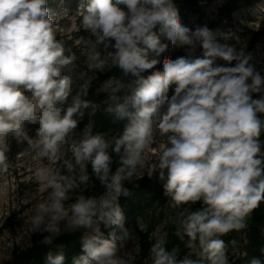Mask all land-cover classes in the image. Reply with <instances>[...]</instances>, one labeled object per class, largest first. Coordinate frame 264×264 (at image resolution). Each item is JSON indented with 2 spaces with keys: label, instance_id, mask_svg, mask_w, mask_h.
Masks as SVG:
<instances>
[{
  "label": "clouds",
  "instance_id": "obj_1",
  "mask_svg": "<svg viewBox=\"0 0 264 264\" xmlns=\"http://www.w3.org/2000/svg\"><path fill=\"white\" fill-rule=\"evenodd\" d=\"M47 4L48 0H0V175L9 171L13 140L27 141L39 157L52 163L61 161L62 148L83 118L81 109L96 110L85 99L91 81L77 85L75 53L56 38ZM79 15L83 30L95 37L94 43L80 38L91 48L87 70L104 71L110 58L123 76L133 78L127 83L110 78L104 85V112L113 123H127L120 135L106 139L105 133L93 134L89 121L82 138L70 145L72 159H63L69 173L76 166L84 173L85 162L91 163L107 189L98 199L80 196L66 207V192L73 181L48 167L35 169L44 189L52 191L35 206L32 227L39 230L43 225L52 235L60 234L61 222L71 230L92 229L94 234L82 238L84 254L73 264H126L117 257L114 233L105 239L97 221L105 227H123L118 198L129 192L122 181L130 180L138 167H147L149 178L157 174L163 182L164 195L173 207L202 202L199 210L181 221L187 247L195 248L198 242L210 264H228L220 237L244 229L246 218L264 202V153L259 139L264 119L258 115L264 114V77L249 63L251 55L218 42L207 27L192 31L184 26L173 0H89ZM230 35L223 34V39ZM162 36L174 49L200 42L202 56L161 60L169 48ZM97 45L114 51L101 58ZM158 64L162 70L156 68ZM148 71L151 74L141 75ZM253 93L260 98L254 99ZM69 97L72 103L65 108ZM36 124L34 141L26 126ZM154 132L166 137L159 149L151 148ZM110 146L119 156V167L109 180ZM148 149L157 156L156 162H147ZM80 179L88 177L82 174ZM42 242L51 244L52 236ZM164 243L161 238L152 245L151 264H196L188 258L178 261L177 249L169 252ZM46 259L48 264H64L65 256L49 252ZM250 264L261 260L253 258Z\"/></svg>",
  "mask_w": 264,
  "mask_h": 264
},
{
  "label": "rangeland",
  "instance_id": "obj_2",
  "mask_svg": "<svg viewBox=\"0 0 264 264\" xmlns=\"http://www.w3.org/2000/svg\"><path fill=\"white\" fill-rule=\"evenodd\" d=\"M55 8L49 13V16L53 19V26L56 31V38L65 42V47L71 48L75 53L76 60L74 61L75 71L73 73L76 78L77 85L82 84L84 81L97 82L98 90L104 91V85L109 80H100V75L104 74L114 65L111 59H108L107 66L104 71H88L86 65L87 56L91 50L90 46H86L81 37L91 39L95 42V37H90V34L83 30L80 20L79 12L83 10V6L87 5L89 0H81L76 2L75 0H54ZM226 0H211V4L206 9V15L204 22L210 24L211 22H219L218 9ZM123 8V5H121ZM197 18L193 17L188 22V27L195 31ZM183 24V22L181 21ZM264 32V0L259 4L242 8L237 11L231 22L218 23L216 30L212 33L215 40L220 43H228L234 46L237 51H243L246 53L252 36L256 32ZM223 34H231L230 38L225 41ZM162 42L169 43L168 50L162 54L161 60L164 57L172 56L175 51L180 48L174 49L170 42L163 36ZM114 44V41H112ZM187 48L188 58L192 59L197 56H202V48L200 42H196L195 47L183 46ZM181 47V48H183ZM97 51H100L101 58L107 56L108 52L114 51L109 47L105 49L103 45H97ZM69 53L66 51L65 55ZM224 63L223 61H218ZM235 64V61H233ZM256 71L264 77V36L258 42L256 49L251 57V62ZM162 64L156 66L159 67ZM64 74V73H62ZM174 87V86H173ZM30 95V93H26ZM169 95H171V90ZM253 98H260L259 93H253ZM28 135L35 141L37 137V129L39 125H27ZM76 143L73 140L72 135L69 136V142L62 148L64 156L61 161L52 163L47 158H41L37 155V149L28 145L27 141L17 144L14 140L11 141V161L8 173L0 175V264H4L12 259L13 250L16 247L22 249L29 248L31 246L32 236L34 234L43 232V225L41 229L37 230L32 227L31 218L36 214L35 206L38 203L44 202L48 199L51 189L45 190L41 183L38 181L34 172L38 167H48L53 171H59L61 175L69 177L73 181V187L68 189L66 195L68 199L64 202L68 207L71 204L77 202L80 196L87 198L98 199L104 195L107 191L106 186L101 183L97 175L93 172V169L89 171L88 166L90 162L86 163L85 172L81 173L79 166H76L72 173L67 171V168L63 164V159H72V152L70 145ZM166 143V137L159 136L158 132H154V142L151 148L159 149L161 144ZM149 152L151 154H149ZM146 157L148 163H154L157 160V156L153 155L151 150H146ZM74 163V160H73ZM147 172V167L137 169L136 174L133 177H141ZM87 175L86 181H81V175ZM194 204L181 205L179 207H173L170 197H165L162 202H159L155 207L156 215L159 218V223L153 233L156 241L163 239L165 241L167 230L166 226L172 214L175 212L180 213L178 221H182L190 212ZM148 219L142 217L138 220V226L140 230H146ZM62 229H68L65 222H61L59 225ZM96 227V225H93ZM85 229L84 236L94 234L92 229ZM228 233L220 238L225 241L226 254L228 264L235 262L237 259L242 258L245 255V234L240 233L239 237L241 242L231 243L228 238L231 236ZM117 245V257L126 261V264H139L140 258V236L133 230L129 229L120 238L115 241ZM188 257L198 264H210V262L201 254L199 243H196L195 248H191L188 252ZM152 255L147 264H151Z\"/></svg>",
  "mask_w": 264,
  "mask_h": 264
},
{
  "label": "trees",
  "instance_id": "obj_3",
  "mask_svg": "<svg viewBox=\"0 0 264 264\" xmlns=\"http://www.w3.org/2000/svg\"><path fill=\"white\" fill-rule=\"evenodd\" d=\"M79 2L81 0H75ZM263 0H226L221 7L218 9V19L219 22H211L206 24L204 18L206 15V9L211 4V0H173L174 5L178 9V14L180 21L183 25L188 27V22L191 18L196 17L197 21L195 27H207L212 33L216 30L218 23L221 22H231L234 14L242 8L252 7ZM47 7L49 13L55 8V1L48 0ZM125 7V6H123ZM189 28V27H188ZM159 34V26L155 29ZM264 36L263 30L253 34L252 39L249 43V47L246 51V55L250 54L251 57L256 49V46L260 39ZM185 56L188 58L187 48L183 47L178 49L172 55L173 58L177 56ZM251 62V59L249 63ZM157 69L162 70V65L157 67ZM151 74V71L144 72L141 75L147 76ZM100 80L105 81L110 78H119L124 83L133 79L132 77H125L121 70L113 66L104 74L100 75ZM120 93L119 95H123ZM75 95V90L73 91ZM107 98V92L98 90L97 82L91 81V87L89 89V94L85 99L91 101L96 105V110L93 112L90 106L87 109H81L84 115L83 118L79 120L77 129L71 133L73 140L78 142L83 136V129L89 121L93 122V134L105 133L106 139H111L113 135H120L127 121H118L113 123V117L104 112L106 104L103 101ZM72 103L71 97H69L68 102L64 107L70 106ZM262 119H264V114H258ZM76 118V117H74ZM261 141V153H264V132H262L259 137ZM109 154L112 156V163L110 164L109 180L112 174L115 173L116 169L119 167V156L112 152V147L108 149ZM123 152V150H122ZM10 153V160L11 161ZM89 171H91V164L88 166ZM122 185L129 192L128 196L121 195L118 198V204L121 208L122 214L124 216L123 227L110 226L105 227L103 222L97 221L103 237L109 239L110 233H114L115 241L120 238L129 229L135 230L140 236V262L139 264H147L146 261L150 259L151 247L157 241L153 236L155 229L159 223V218L156 215L155 207L159 202L165 199L163 182L159 181L157 174H154L152 178L147 176V172L141 177H132L130 180L122 181ZM202 207V202H197L193 205L192 211H197ZM175 212L167 223L166 230L167 235L165 238L164 247L167 251L171 252L173 248L177 249V260H183L188 258V252L190 248L187 247L188 237L183 235V230L181 228V221H178L180 213ZM148 219L146 230H140L138 226V220L140 218ZM96 220V217L93 218ZM246 227L240 231L233 230L231 236L227 241L231 243L241 242L239 237L240 233L245 234V245L244 252L245 255L242 258L237 259L231 264H250L251 259L258 258L261 260V264H264V202L254 210L249 217L246 218ZM96 225V224H94ZM61 229L59 235H52L46 231L34 234L31 240V246L26 249L16 247L13 250L12 259L4 264H48L46 259L47 254L51 252L56 255L63 252L65 256L64 264H73V260L83 255L82 251V238L85 233L84 228H79L76 230L71 229ZM180 230L181 235H177V230ZM52 236L51 244H44L42 241L46 236ZM183 236V239H181ZM198 264V263H196Z\"/></svg>",
  "mask_w": 264,
  "mask_h": 264
},
{
  "label": "bare ground",
  "instance_id": "obj_4",
  "mask_svg": "<svg viewBox=\"0 0 264 264\" xmlns=\"http://www.w3.org/2000/svg\"><path fill=\"white\" fill-rule=\"evenodd\" d=\"M149 154H151V153L149 152Z\"/></svg>",
  "mask_w": 264,
  "mask_h": 264
}]
</instances>
